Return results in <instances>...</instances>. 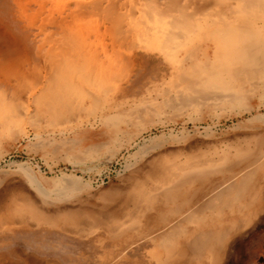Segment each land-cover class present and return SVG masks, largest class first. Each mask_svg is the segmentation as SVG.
<instances>
[{
  "label": "bare ground",
  "instance_id": "1",
  "mask_svg": "<svg viewBox=\"0 0 264 264\" xmlns=\"http://www.w3.org/2000/svg\"><path fill=\"white\" fill-rule=\"evenodd\" d=\"M162 62L163 101L128 99ZM263 106L264 0H0V160L34 138L84 174L123 165L95 191L16 163L36 193L0 212V248L39 229L106 249L98 264H239L264 226ZM207 114L243 120L188 152L170 117Z\"/></svg>",
  "mask_w": 264,
  "mask_h": 264
},
{
  "label": "rangeland",
  "instance_id": "2",
  "mask_svg": "<svg viewBox=\"0 0 264 264\" xmlns=\"http://www.w3.org/2000/svg\"><path fill=\"white\" fill-rule=\"evenodd\" d=\"M163 65L164 64L162 62L158 63V65L156 66H154L153 64L147 66L146 72L139 75L136 84H134V87L129 90L128 99H130L131 101H135L136 99L143 100L147 98H159V101H163V95L160 92L168 85V82L172 79L170 72L165 71L166 67L165 65ZM261 111L264 113V106L262 107ZM247 117L248 116L246 115L245 118ZM242 120L243 119L241 117H232L229 115L221 117H214L211 114H207L203 117L181 115V117L178 119H174L172 115L170 117V125L176 128V132L182 131L183 128L189 129L188 131L190 132V135L186 139H184L183 146L188 152H190L191 149H199L202 146H207L210 142L220 143L224 141L226 138L224 136V132L230 131V135L233 134L235 132L234 129L236 125ZM193 124L195 125L193 126ZM197 129L200 130L199 133L195 131ZM207 129H212L213 131L215 130L217 132L216 136L213 138L208 137L209 139L207 138V136L203 138V135H205L203 131L205 132ZM238 131L240 133L242 132L241 129H238ZM73 136H75L74 132H62L60 130H57L51 133L47 132L45 134V139H47L48 141L56 140L55 142L60 143L63 142L64 139ZM35 143H37V141L34 138H32L30 141H24L19 145L17 149L12 150L0 160V212H3L4 209L7 208V206L13 204V202H15L14 199H18L21 193H36L34 188L31 186V180L29 181V179H27V176L25 175L26 173L19 171L16 163L29 162L33 168L34 174H36L39 179H42V182H44L45 180L47 181L48 179L53 180L51 182V187H56L55 184H61L59 178L61 177V174L65 172L69 174L74 173L77 176L84 177V179L87 181H92L95 191H100L101 189L107 188L113 181H116L117 171H121L123 166L122 163H119L117 165H113L111 169L105 170L102 174H100L96 170H90V172L84 174L81 170L78 169V166H76L77 164L72 162L71 158H69L65 152H61L57 156H53L52 154L46 155L43 154L40 149H38V147L34 145ZM6 170H10L11 173H5L4 171ZM109 175L112 176L111 181L108 178ZM84 194L86 196V193ZM75 200L78 201L75 196L70 197L69 200L63 204L69 205V208L71 209H79L81 206H79L78 203L76 204ZM263 228L264 226H262V230L259 235L257 234L255 239L250 243L248 247L249 249L241 254L239 264H264ZM258 230L259 228L257 229V231ZM4 235H6L7 239L11 242L9 245V250L12 251L20 250L22 248L21 237L23 239H30L32 237H46L44 239V243L53 245L54 243H56L55 245H59L57 244V242H60V240H62L61 238L63 237L61 233L41 231L39 229H31L30 231L19 230L15 232V235L11 233H7ZM1 236L2 235H0V238ZM63 247L68 249L70 251L69 253L72 254H78L81 251H107L106 249L98 248V246L93 244L92 242L83 244L80 243L74 245V247H72V245L68 247L66 244H63ZM146 248H148V246H145V248L141 250V253L139 252L135 257H141L144 254L143 251ZM3 251L4 249L0 248V254ZM27 251L35 255H38L40 253L36 251L32 247V245L30 246V248H27ZM43 251L47 252L46 255L48 256L46 257L50 259H55L54 257L56 256V254L58 256H64L65 254L64 250H61L59 248L57 250L45 249ZM11 260L12 261H8V264H17L15 256H12Z\"/></svg>",
  "mask_w": 264,
  "mask_h": 264
},
{
  "label": "crops",
  "instance_id": "3",
  "mask_svg": "<svg viewBox=\"0 0 264 264\" xmlns=\"http://www.w3.org/2000/svg\"><path fill=\"white\" fill-rule=\"evenodd\" d=\"M46 237H32L28 239H22L21 246L22 248L20 250H16L14 252L9 251V245L11 242H7L5 240L4 242V251L0 254L2 262L1 264H8V261H12V256L16 257L17 264H98L99 260L102 256L106 254L107 251H100V252H93V251H81L78 254H72L69 253L70 251L63 247V244H66L68 247L72 245L77 244H83L88 242H74L72 243L70 240L66 239L64 236L61 238L60 242H57L59 245L53 244H45ZM42 239V240H40ZM48 242V241H47ZM40 252L38 255L31 254L27 251V248H30V246ZM64 250V256H58L56 253L55 259H50L46 256L47 252L43 251L45 249H57ZM68 251V252H67Z\"/></svg>",
  "mask_w": 264,
  "mask_h": 264
}]
</instances>
